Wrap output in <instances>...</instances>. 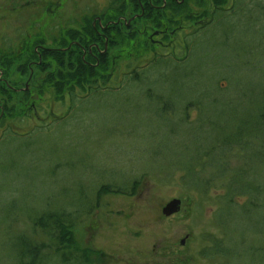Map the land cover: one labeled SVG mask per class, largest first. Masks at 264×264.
<instances>
[{"label": "rangeland", "instance_id": "rangeland-1", "mask_svg": "<svg viewBox=\"0 0 264 264\" xmlns=\"http://www.w3.org/2000/svg\"><path fill=\"white\" fill-rule=\"evenodd\" d=\"M120 3L122 0H0V55H18L24 62L25 54L31 56L30 76L35 73L33 64L37 62L34 51L65 50L66 46L79 45L85 24L90 29L102 26L97 23V16L106 25L122 17L124 23L117 28L123 33L121 43L125 42L127 50L115 51V33L109 35L113 44L104 38L109 87L88 94L78 90V98L72 100L67 90L55 87L53 80L50 86H42V80L34 75L31 82L15 84L20 60L14 61L9 95L13 101V97L23 93L21 90L28 89L29 101L36 108L31 107L32 112L19 124L7 122L13 124L12 130H0V205L28 207L35 213L55 198L56 204L67 212L78 208V216H74L78 222L89 203H97L99 186L136 181L132 194L107 192L98 197L99 206L93 207L92 213L73 228L78 245L89 249L85 258L89 264H264V204L248 205L241 213L233 214L226 206L232 204L225 205L223 200L226 177L219 178L206 192L202 183L180 181L181 171L163 157L151 155L158 146L162 155L169 157L172 141L178 144L183 128L177 121L179 115H173L177 120L172 121L159 110L157 94L168 97L171 109L178 110L180 101L190 100L193 91L184 96V89L180 88L179 93L171 83L164 95L160 92L161 82H155L147 94L142 89L148 85L147 80L126 81L127 73L133 69L155 70L148 66L153 55L150 50L160 52L162 48L150 40L153 25L145 19L150 8L146 6L145 12L141 11L136 0H125V6ZM232 5L233 2L226 7L231 9ZM118 7L122 13L117 12ZM242 7L256 8L253 14L248 12L252 18L237 7L232 12L227 9L229 18L219 21L221 15L217 13L208 27L197 29L189 37L179 32L176 40L185 37L189 41L192 64L208 68L203 78L212 74L214 86L220 79L225 85L221 90L233 94L236 81L240 80L239 86L248 94L244 99L249 101L242 100L238 110L255 111L263 88L256 83L264 82V0H242ZM257 8L263 13L261 21ZM135 14L139 16L127 28L126 22ZM234 21L235 27L231 24ZM255 21H259L256 26ZM191 25L193 21L186 26ZM233 51H239L237 60L230 55ZM247 61L253 65L244 66ZM89 64L98 65L96 61ZM144 73L150 80H158L156 71ZM4 78L0 70V79ZM248 82L254 85L253 89L248 90ZM14 88L20 92L14 93ZM226 100L225 95L218 98L208 92L205 106L218 114L206 110L202 119L219 123L220 114L226 111ZM198 116L196 108H192L189 121L196 122ZM173 129L176 135L171 134ZM231 162L239 165L234 159ZM254 174L264 188V161H257ZM205 176L209 175L203 170L202 177ZM79 184L84 188L75 191ZM64 187L71 189L66 192ZM85 193L89 200L84 198ZM235 198L240 205L246 202V197ZM76 199L80 205H75ZM172 199L181 201V209L164 216L162 208ZM224 205L222 212H228L224 218L228 220L226 232L216 219ZM20 213L26 215V211ZM8 218L9 215L0 214V223ZM18 219L15 229L33 235L26 217L19 215ZM3 239L6 238L0 225V264L6 259ZM37 241L44 239L39 236ZM213 241L224 242V248L229 249L227 258L203 255ZM50 264L61 262L55 259Z\"/></svg>", "mask_w": 264, "mask_h": 264}, {"label": "trees", "instance_id": "trees-1", "mask_svg": "<svg viewBox=\"0 0 264 264\" xmlns=\"http://www.w3.org/2000/svg\"><path fill=\"white\" fill-rule=\"evenodd\" d=\"M124 1L125 0H122V3H120L122 6H125ZM232 2L234 5H232L231 9L227 8V4ZM155 3L163 6L155 9L151 6L149 7L152 10L149 13L152 25L162 27L165 34H167L168 31L173 32L174 39L177 38L179 32L189 34L187 35V37H189L193 35L197 29L208 27L209 21L213 23L217 13L219 16L221 15L219 21H223L221 18H229L230 16L227 15V17L225 14L227 9L232 12L237 7L240 9V12H246L247 17L249 16L250 18H252V16L248 12L253 14L256 9H243L242 0H166L164 2L165 4H163L162 0H155ZM120 8H117V12L122 13L123 11ZM257 10L260 12L259 21H261L263 20L262 12H264V10L262 12L260 8H257ZM208 16H210V19L206 21L205 19H207ZM192 21L193 25L186 26L192 23ZM196 21H200V23H194ZM259 21H255L254 26H256ZM235 23L234 21L231 24L235 27ZM119 25L120 24H116L114 28H112L110 24L107 25L104 31V37H107L108 40L110 38V44L112 38L109 37V35L115 33L114 41H116L113 42L116 47L114 49L117 53H123L127 50L124 47L126 45L125 42L121 43V41H124V38H122L123 33L117 28ZM88 26V24L84 25L83 32L79 37L83 46L79 43V45H73L69 48L66 46L65 50L39 48V51H34L33 55L37 62L33 64L35 66V73L33 71L31 76V56L25 54L26 62H24L20 60L18 55H0V70H2L4 77L8 79H0V130H12V125L14 123L18 122L19 124L23 118H26L32 112V110H30L31 107L36 108L29 101L28 89L21 90L23 93L20 94V97H13V101L12 97L9 95L12 87V77L14 76V70H12L14 61L20 60L16 65V73L18 75L15 79V84L22 82V84H24L26 80L31 82L34 79V75L36 79L42 80V86L44 84L50 86V81L53 80L54 82H52L58 90H67V95L71 100L78 98L80 94L78 90L82 91L81 93L88 94L109 87L110 79L108 77L109 73H107L109 70V59L103 57L104 60L99 61L101 63L97 66L89 64L90 61L95 64V59L91 58L92 55L88 51L89 49L91 52L95 51V48L91 46V44L96 42L95 38L97 33L96 29H90ZM185 28L188 29L187 33L184 31ZM104 37L100 39L102 42L100 44L101 47H103ZM117 38L119 40H117ZM164 38L168 40L170 36L166 35ZM180 43L183 44L181 47V49H183L181 54H174L168 47H163L160 49V52L150 50L153 55L149 60L148 66L153 67L155 70L146 68L147 70L144 69L139 72V68H136L126 75L127 82H140L142 79L147 80L148 85L145 84L142 87L147 94L150 91L149 87L152 88V84L155 85V82H161L162 87L160 92L164 95L168 93L171 83L176 85L179 93L180 88L184 89V96L187 95L188 92L193 91V97H191L190 100L183 98L180 101L178 110L171 109L168 97L161 96L159 93L157 94L159 97L158 101H160L159 103L161 104V106L159 105V110H161L164 116H170L168 119L172 121L177 120L173 115H176V117L179 115L177 121H179L180 126L182 125L183 128L181 130V135H179L178 144L176 145L175 141H172L174 147L170 149L169 157L163 156L158 146L151 150V155L154 158L163 157L166 163H169L173 168L181 171L180 181L185 184L194 182L199 185V183H202L201 186L206 192L209 191L211 185L219 178L226 177L227 183L224 186L225 192L223 194V200L225 205L227 203L232 204L226 206L231 209L233 214L241 213L248 205H263L264 188L256 180L254 170L257 161H264V82L261 83L258 81L256 83L263 87L258 97V106L256 110L239 111L238 106L241 104L242 100L249 101L244 99L248 94L239 86L241 81H236V89L233 94L227 89L222 91L221 89L225 88V85H222V82L220 83V79L215 81L214 86L213 81L215 78H213L214 76L212 74H209V78H203V72L207 74L208 68H199L197 65L192 64L190 60L192 45H190L189 41L185 39V37H182ZM137 49L141 48L137 47ZM249 50L250 49H248V51ZM83 53H85V57H83ZM238 54L239 51L230 52L233 60H237ZM138 55L137 53L136 56ZM86 57H90L91 59L89 58L88 61ZM248 61L244 63V66L253 65V63ZM247 69V71L250 72L252 67ZM149 71H156V76H158L159 81L154 79H151V81L147 77L148 75L144 73ZM219 83L222 88L219 86ZM22 86L24 87V85ZM253 88L254 85H250L248 90ZM210 91L218 98L223 95L227 96V107H223L226 111L220 114L222 119L219 123L202 119V115L206 110L211 114H218L217 110L209 111L207 109L208 106H205V103H207L206 96ZM16 92H20L19 88H14V93ZM162 98H166L167 101L162 100ZM192 108H196L199 114L196 122L189 121V112ZM7 122H13V124L9 125ZM171 132V134L176 135V130L173 129ZM233 159L236 160L239 165L237 164L236 166L232 163L231 161ZM203 170L209 176L202 177ZM131 183L132 184L125 182L122 186L117 184L99 186L97 190V203L92 204L90 202V207L86 208L85 211L80 214L79 221L81 222L83 218L89 216L93 211V207L99 206L98 197L101 195L107 192L132 194L136 181ZM82 187L83 185L79 184V187H77L75 191ZM95 187L94 185L92 188ZM64 188L66 192L71 189L70 187H68V189L66 187ZM85 195L84 198L89 200L87 193H85ZM235 197H246L245 204L240 205ZM76 198H78V196H76ZM52 205H57V207H52ZM75 205H80V200L76 199ZM225 205L219 210L218 218H216L224 232H226L225 229H227L228 224V220L224 219L228 212L226 211V214L222 212ZM24 211H26V215L20 213ZM78 212V208L68 212L63 210L62 207L56 204L55 198L50 201L48 207L35 213L34 209L28 207L23 209V207L18 205H0V214L9 215L7 222L4 224L0 223L6 238L3 239V245L6 248V253L3 255L6 258L4 264H50V261L55 259L59 260L61 264H89L85 259L88 256L87 252L89 249L80 247L73 236V228L79 223V221L77 222L74 218ZM19 215L26 217L33 230V235H28L15 229L14 225L19 220ZM39 236L42 237L44 241H37ZM212 244V247L204 250V256L210 258H227L225 256H227V251L229 249L224 248L223 241H213Z\"/></svg>", "mask_w": 264, "mask_h": 264}, {"label": "flooded vegetation", "instance_id": "flooded-vegetation-1", "mask_svg": "<svg viewBox=\"0 0 264 264\" xmlns=\"http://www.w3.org/2000/svg\"><path fill=\"white\" fill-rule=\"evenodd\" d=\"M136 1H137V6H139V8L141 9V11L143 10V12H145V7L146 6H148V7L152 6L153 9L159 8L160 6H163V5H159V4L155 3V0H136ZM165 1L166 0H162L163 4H165L164 3ZM150 11H152V10L150 9ZM149 13L146 15L145 19H149L151 21V19L149 17ZM137 16H139V14H135L133 17H131L129 19V22H126V26L129 27L131 25L132 21H134L137 18ZM96 20H97V23L100 22V24L102 26H99L98 25V29L93 28V29H96V33H97V36L95 38L96 39V42H94L93 44H91V46H93L95 48V51L94 52H91V50L89 49L88 52L91 53V55H92L91 58L95 59V61L97 62V64H99V63H101L99 61L104 60L103 57L106 58V54L108 52L107 51V45L105 44V42H104L102 48H101V45H100V39H101V37H104L105 36L104 30L106 29V26L107 25L105 23L104 24L102 23V19L99 16L96 17ZM205 20L207 21L208 19H205ZM108 23L109 24L111 23V25L114 26L115 23L116 24H122L124 22L122 21V17H121L118 20L109 21ZM194 23H197L198 24V23H200V21H196ZM184 31H186V33L188 32V30H186V28H185ZM172 33L173 32H169L168 31V33L165 34V31H164V29L162 27H160V26L157 27V26H154L153 25V30L151 32L152 35L150 37L151 43L153 45H156L157 47H160V48L168 47V49L171 50V52H173L174 54L175 53L178 54V53H180L181 47L183 46V44L180 43V41H177L176 39H174ZM166 35H169L170 36V39L165 40L164 37ZM109 40H110V38H109ZM51 49H53V48H51ZM83 57H85V53H83ZM88 58H90V57H88Z\"/></svg>", "mask_w": 264, "mask_h": 264}, {"label": "water", "instance_id": "water-1", "mask_svg": "<svg viewBox=\"0 0 264 264\" xmlns=\"http://www.w3.org/2000/svg\"><path fill=\"white\" fill-rule=\"evenodd\" d=\"M181 209V201L179 199H172L162 208L164 216H170L176 214Z\"/></svg>", "mask_w": 264, "mask_h": 264}]
</instances>
